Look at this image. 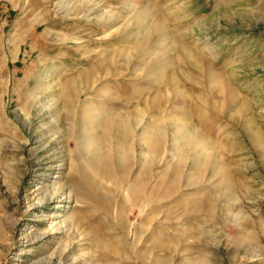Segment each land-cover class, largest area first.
Instances as JSON below:
<instances>
[{"label":"rangeland","instance_id":"obj_1","mask_svg":"<svg viewBox=\"0 0 264 264\" xmlns=\"http://www.w3.org/2000/svg\"><path fill=\"white\" fill-rule=\"evenodd\" d=\"M135 118L164 149L148 165L133 138L125 169L103 125ZM176 122L209 144L198 168ZM154 256L264 264V0H0V264Z\"/></svg>","mask_w":264,"mask_h":264},{"label":"bare ground","instance_id":"obj_2","mask_svg":"<svg viewBox=\"0 0 264 264\" xmlns=\"http://www.w3.org/2000/svg\"><path fill=\"white\" fill-rule=\"evenodd\" d=\"M73 89L75 90V88H72L71 90L74 91ZM164 122L165 121L163 119H160L159 121L154 122V123L153 122L152 123L146 122L145 124H143L141 126L140 125L141 119H138V118H135L132 121L131 120L130 121L121 120V119H119V120L111 119V120H108L105 125H103L104 126V129H103L104 134L103 135H107L109 133L111 134V132L113 134L115 154H116V157L118 158L117 160H118L119 164L121 165L120 167H124L126 169L127 164H128V166H130L132 164L133 147L131 144H132L133 138L138 139L139 142L140 141L143 142V144H144V146L142 147L143 150H144V148L150 150L151 159H150V161L146 160V161H148V165H150L152 160H153V162L155 161V158L159 155V153L162 151V149H164V148H162L163 143L165 141V129H164L165 125H164ZM185 123L186 122H176V127L179 126L180 128H183L181 136H180V138H178V140L180 142L184 143V145L178 150L181 152L179 155L182 158L185 156L186 153L191 152L190 154L194 156L193 160H194V162H196V166H197L198 164L202 163V161H203L202 158L204 157V156L200 157L199 155H205L208 152L209 144H207V142L205 141L203 136H201L199 133H197L195 131L190 132L188 129H190L191 127L189 128V125L185 124ZM139 126H140V129L137 130V128ZM108 137H110V135H108ZM108 137H106V138H108ZM89 138H90L89 144L91 145V147H89V149L87 150V153L90 155L89 156L90 159H88V161H87L88 173H86V175L89 178L91 177L92 179H95V177L100 178V177L106 176L108 174L107 173V170H108L107 166H102L100 168L101 163L99 160L100 152H99V147H98V145H99L98 144V140H99L98 136L95 137L92 134V136L90 135ZM145 157H146V152H145V154L143 153V158H145ZM146 161L145 162L143 161L141 163V165L144 166V170L146 169V171H147L148 165L145 164ZM206 162L210 163V160L206 159ZM210 164H215V162L212 160ZM108 166H109V164H108ZM197 168H198V166H197ZM219 170H220V168L218 169V172H220ZM146 171H145V173H146ZM146 178L147 177L145 176V174H143V175L141 174V176L135 177V180L133 182L134 183L133 184V190H132L133 194L131 195V201L135 204L141 198L147 199V202L152 201V200H150V198L152 199V196H151V194H149L151 192L148 193L146 191L149 195L146 192H144V193H146L147 195L142 194L144 191V185L146 183ZM162 180H163L162 178L161 179L159 178L158 182L154 185V187H152L154 191H156L159 188V186L161 184H163ZM102 181H104V180H102ZM91 184H94V183H91ZM176 184L177 185L179 184L178 180L172 179L170 185H168V187H166L167 189H165V192L169 191L170 188L174 189ZM61 194H65V192H64V188L60 186L59 188H57V189L55 188L50 194H48L47 199H49V200L58 199L59 196H61ZM156 194H157V191H156ZM59 201H60V199L56 200V202H59ZM123 221H124V219H123ZM63 222H65V220H63ZM69 226H70V224H69ZM68 228H70V227H68ZM203 233H206V232H203ZM151 264H166V260L161 258V257H155L154 256V259H153Z\"/></svg>","mask_w":264,"mask_h":264}]
</instances>
